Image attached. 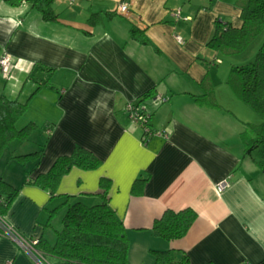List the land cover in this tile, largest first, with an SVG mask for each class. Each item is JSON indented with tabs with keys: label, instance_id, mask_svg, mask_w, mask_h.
<instances>
[{
	"label": "crops",
	"instance_id": "crops-1",
	"mask_svg": "<svg viewBox=\"0 0 264 264\" xmlns=\"http://www.w3.org/2000/svg\"><path fill=\"white\" fill-rule=\"evenodd\" d=\"M120 3L127 11L117 10ZM51 9L56 19L45 20L29 0H0V58L8 54L11 62L6 75L0 72V94L26 102L20 127L37 125L0 156V178L19 189L2 221L25 239L45 237L38 217L49 194L24 183L25 167L11 154L44 143L33 177L79 145L100 165L71 168L60 180V203L97 202L99 179L108 178L109 205L128 237V264H155L150 251L164 249L185 253L188 264L263 262L264 172L244 154L240 131L248 120L229 107L241 108L218 66L222 55L206 46L215 21L240 26L236 0H52ZM91 13L99 14L94 24L87 22ZM132 26L145 43L130 36ZM45 81L50 87L35 90ZM202 83L212 87L217 107L194 101ZM149 90L139 104L150 115L142 125L128 105ZM223 179L228 185L218 191ZM186 207L196 217L182 237L152 233L165 209ZM6 263L41 264L0 233V264Z\"/></svg>",
	"mask_w": 264,
	"mask_h": 264
},
{
	"label": "trees",
	"instance_id": "trees-1",
	"mask_svg": "<svg viewBox=\"0 0 264 264\" xmlns=\"http://www.w3.org/2000/svg\"><path fill=\"white\" fill-rule=\"evenodd\" d=\"M10 5H19L24 0H4ZM32 7L41 11L45 20L56 19L51 9L52 0H29ZM240 9V26H234L229 21H215V29L206 46L221 55H237L243 52L249 44L264 30V0H236ZM98 13H91L87 22L94 24L99 21ZM130 36L145 43L142 30L130 27ZM217 60V59H216ZM218 62V60H217ZM51 71L50 67H46ZM236 97L247 104L252 110L264 118V40L255 52L254 58L243 64H231L227 81ZM48 86L47 81L38 83L35 90ZM203 93L194 96L198 105L217 107L218 104L211 86L202 83ZM34 90V91H35ZM151 91L140 96L135 106ZM166 100L165 96H162ZM163 100H160L161 102ZM145 103H143V106ZM26 102L16 98L10 99L0 94V156L5 148L14 140L25 141L37 128L34 122H27L22 127L16 126L17 119L24 113ZM150 116V115H149ZM148 121V120H147ZM147 125V122L145 123ZM240 139L244 146V154L252 156L254 150L260 153L253 160L260 171L264 172V121L258 124L243 123ZM44 143L38 144L33 150L11 154V158L23 164L26 171L24 183L35 185L45 190L49 197L55 195L61 178L71 168L85 170L95 169L100 165V159L85 147L76 145L69 154L56 157L46 172H40L31 177L30 173L41 159ZM31 169L28 166L31 165ZM143 179H136L135 188ZM99 189L95 195L99 200L93 204L81 201L62 202L65 207L59 229L55 230L52 241L44 236L37 238L36 248L54 264H128V237L121 219L109 205L107 190L110 180L99 179ZM19 189L0 178V218H4L10 204L18 194ZM55 209L50 210L49 217ZM52 213V214H51ZM196 213L191 208L180 210L165 209L162 215L155 219L151 230L155 236L165 240L182 237ZM49 225V222H47ZM0 233L2 229L0 228ZM3 234V233H2ZM155 264H188L185 253L173 249L151 250ZM208 264V263H202Z\"/></svg>",
	"mask_w": 264,
	"mask_h": 264
},
{
	"label": "rangeland",
	"instance_id": "rangeland-1",
	"mask_svg": "<svg viewBox=\"0 0 264 264\" xmlns=\"http://www.w3.org/2000/svg\"><path fill=\"white\" fill-rule=\"evenodd\" d=\"M263 40H264V30L249 44V46L243 52L237 55H222L221 56L222 63L220 62L218 66H220L223 69V71L226 70V73H227L229 71V67L231 64H243V63L251 61L254 58L255 52L257 51L259 45L262 43ZM236 99L238 98L236 97ZM238 101H239V105L241 108H238L233 105H229V107L232 108L231 110H233L234 113L236 112V114H239L241 118L247 119L248 122L250 123L258 124L264 121V118L261 115H259L257 112L252 110L247 104H245L239 99ZM156 105H159V103H157ZM153 108L155 109L156 107H153ZM22 115H25V114L23 113ZM22 117L24 116H20L16 122V125H18L19 127L21 124L20 121ZM28 148H30V146H29V143L27 142V146L25 147V149L28 150ZM259 153L260 152L258 150H254L252 152V156L254 158H258L260 155ZM59 186L60 185H58L57 190L59 189ZM51 209H55V211L53 214L51 213L52 215L50 218L49 215H50ZM41 210L42 211L39 214L38 221L40 220L39 222L45 225L44 226L45 231H46L45 237L54 239L55 230L60 228L61 218L65 210L64 206L61 205L60 203V193L58 194V192L56 191L55 195H53L52 197L48 196L47 207L45 206ZM47 222H49V225L47 224Z\"/></svg>",
	"mask_w": 264,
	"mask_h": 264
},
{
	"label": "built area",
	"instance_id": "built-area-1",
	"mask_svg": "<svg viewBox=\"0 0 264 264\" xmlns=\"http://www.w3.org/2000/svg\"><path fill=\"white\" fill-rule=\"evenodd\" d=\"M69 3L73 0H67ZM117 10L119 12H125L127 11V5L125 3H120L117 7ZM175 16H178V12H174ZM177 40H180V36H175ZM11 62L10 57L8 54H3L0 58V72L3 75H6L10 69ZM159 100H163L161 96L158 95ZM128 111L130 112V115L134 118V120L139 121L142 125H144L149 117V113L145 109L144 106H135L133 102L129 103L128 105ZM145 131H148L146 127H144ZM228 185V181L226 179H223L219 181L216 184V189L218 191H221ZM0 228L2 229V233L8 237H10L13 241H15L18 245H20L21 248H23L25 251L31 253L32 255L39 257V263L41 264H54L52 262H49L45 256H43L42 253H39V251L36 248L37 238L32 239H25L18 233L16 229H14L12 226L4 223L2 220L0 221ZM8 264V263H6ZM67 264H75L72 262H69ZM264 264V261L259 263Z\"/></svg>",
	"mask_w": 264,
	"mask_h": 264
}]
</instances>
